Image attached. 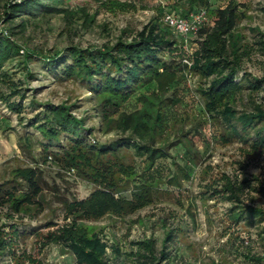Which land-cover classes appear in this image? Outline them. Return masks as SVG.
<instances>
[{
  "label": "rangeland",
  "instance_id": "1",
  "mask_svg": "<svg viewBox=\"0 0 264 264\" xmlns=\"http://www.w3.org/2000/svg\"><path fill=\"white\" fill-rule=\"evenodd\" d=\"M14 1L19 0H0L1 28L6 23L5 8ZM205 1L208 6L192 4L191 0H69L60 8L72 11L73 17L56 13L24 18L27 19L26 27H19L22 17L6 24L20 54L6 65L5 70L24 95H11L6 87L0 86V93L8 98L7 102L21 107L20 113L12 111L0 97V185L11 183L13 171L36 167L43 172L46 182L43 212L35 218L5 219L3 222L5 227L2 229L6 234L9 235L14 226L23 234L17 248L19 253L32 252L42 264H79L72 250L55 244L38 255L34 250V237L30 234L50 222L63 223L62 199L82 200L96 188L78 171H65L52 161L44 164L45 155L38 144L25 153L21 150L19 138L25 134L42 140L40 133L29 125L42 110L38 104L77 105L74 115L87 117L88 127L95 128L92 137L98 142L110 143L123 136L115 130L107 131L103 126L88 86L75 79L62 80L47 72L43 68V56L60 51L67 53L71 46L84 49L113 46L125 31L132 40L154 20L161 23L162 29L168 30L161 19L166 11L176 7L187 15L202 8L222 9L233 2L240 6L241 13L237 32L243 36L250 52L244 57L241 75L247 72L262 78L264 51L256 44L254 30L264 33V0ZM214 17L209 16L211 23L207 27H212ZM90 18L94 22H89ZM176 39L189 56L199 49L197 37L188 41L180 36ZM27 56L32 57L29 62ZM185 60L188 68L184 74L165 75L161 81L141 89L123 106L122 110L127 113L157 107L162 118L157 138L159 146H163L169 156L148 171L144 157L134 150L123 151L127 173H133L132 169L134 173L130 177H118L119 194L130 199L137 187H147L154 201L150 207L124 219L106 217L86 223L92 235L103 238L107 244L106 255L112 264L117 259L119 264H139L136 254L140 241H155L159 255L169 230L177 231L176 241L169 244L171 264H176L177 259L181 264H250L245 261V256L264 257V241L259 238L258 229L232 224L227 217L231 203L220 196L229 181L243 183L248 179L247 186L258 185L257 179L264 181V155L251 152L239 142L222 143L223 124L208 110L201 93L207 89L208 80L193 70L192 58H187L189 64ZM26 61L27 66L23 64ZM28 72L33 76L28 78ZM157 95L163 101L160 107L155 98ZM256 100L264 105V94L256 96ZM248 101L245 94L236 109L251 110ZM242 200L248 206L264 209V197L252 188H245ZM113 243H118L120 255L112 251ZM9 249L6 255L0 256V264H16Z\"/></svg>",
  "mask_w": 264,
  "mask_h": 264
},
{
  "label": "trees",
  "instance_id": "2",
  "mask_svg": "<svg viewBox=\"0 0 264 264\" xmlns=\"http://www.w3.org/2000/svg\"><path fill=\"white\" fill-rule=\"evenodd\" d=\"M192 4L208 6L205 0H191ZM69 0H19L5 8V33H0V86L6 87L11 95H24L19 85L5 70L6 65L17 58L20 48L15 43L8 22L22 17L19 27H26L29 17L64 13L68 17L75 14L62 9ZM239 5L230 3L218 10H209L215 15L212 27L199 31V49L193 56L187 55L178 44L176 35L169 29H162L161 23L154 20L132 40L125 31L115 45L104 48H80L71 46L67 53L55 52L43 56V68L54 73L62 80L75 79L88 86L95 98V110L107 131H117L123 135L110 143L93 139L94 127H88L87 117L74 115L77 105L38 104L42 110L29 121L41 135L39 141L28 133L19 138L24 153L38 144L45 155L44 164L52 161L65 171H78L84 179L96 186L85 199L69 201L62 199L63 223L50 222L45 228L35 229L34 250L43 254L51 245H59L73 251L79 264H112L107 259V244L103 238L93 236L86 226L87 222H98L106 217L124 219L153 204V198L146 187H137L130 199L121 196L118 177L128 175L123 158L124 150H134L147 161V170L156 167L159 160L169 154L159 146L157 128L162 122L161 113L153 108L144 107L132 113L124 112L127 104L141 89L159 82L165 75L184 74L188 68L184 59L193 60V70L208 80L206 90H201L208 110L223 124L221 140L224 144L242 143L251 152L264 155V105L258 103L256 96L264 94V76L254 77L245 72L241 75L244 57L249 47L244 44L243 36L237 32L240 23ZM88 18V16H86ZM2 17H0L1 19ZM89 22H94L90 18ZM256 32V44L264 51V33ZM31 56H27L28 62ZM23 64H26L27 61ZM26 68V67H25ZM29 77L33 75L27 73ZM247 94L251 110L238 111L236 104ZM2 100L12 111L21 112V107L8 103L3 93ZM24 97V96H23ZM162 106L159 95L155 97ZM152 104L153 101H152ZM126 137H125V136ZM14 179L10 184L0 185V256L10 248L12 260L16 264H42L33 253L26 250L19 253L23 234L18 227H12L10 234L2 229L5 219L35 218L45 209V180L38 168L13 171ZM258 185L250 182L229 184L222 190V198L231 203L227 217L234 225L244 224L256 227L259 238L264 241V209L248 206L242 200L245 188L264 197V181ZM245 183V185H243ZM7 210V213L4 211ZM44 230V231H42ZM8 236V237H7ZM9 238V239H8ZM177 231L169 230L164 246L158 255L155 241L138 242L136 260L139 264H171L169 244L174 243ZM112 251L121 254L118 243H113ZM250 264H264V257L245 256ZM119 259L113 264H119ZM161 262V263H160ZM180 259H177L176 264ZM123 264V263H122Z\"/></svg>",
  "mask_w": 264,
  "mask_h": 264
},
{
  "label": "built area",
  "instance_id": "3",
  "mask_svg": "<svg viewBox=\"0 0 264 264\" xmlns=\"http://www.w3.org/2000/svg\"><path fill=\"white\" fill-rule=\"evenodd\" d=\"M161 22L177 37H183L186 41L197 37L199 31L210 25L209 10L207 8L193 10L187 15L180 7L166 11ZM4 28V27H2ZM0 26V33L6 31ZM189 64V60H185Z\"/></svg>",
  "mask_w": 264,
  "mask_h": 264
}]
</instances>
